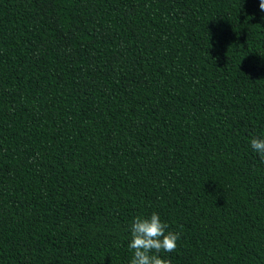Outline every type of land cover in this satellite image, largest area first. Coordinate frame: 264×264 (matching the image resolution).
Returning <instances> with one entry per match:
<instances>
[{
  "label": "trees",
  "instance_id": "obj_1",
  "mask_svg": "<svg viewBox=\"0 0 264 264\" xmlns=\"http://www.w3.org/2000/svg\"><path fill=\"white\" fill-rule=\"evenodd\" d=\"M260 0H0V264H264Z\"/></svg>",
  "mask_w": 264,
  "mask_h": 264
},
{
  "label": "clouds",
  "instance_id": "obj_2",
  "mask_svg": "<svg viewBox=\"0 0 264 264\" xmlns=\"http://www.w3.org/2000/svg\"><path fill=\"white\" fill-rule=\"evenodd\" d=\"M264 10V0L259 5ZM251 148L261 160H264V137H253ZM130 242L128 247L133 251L130 264H171L161 253H171L177 249L180 233L169 230L159 213L153 212L150 217L134 218L130 225Z\"/></svg>",
  "mask_w": 264,
  "mask_h": 264
}]
</instances>
